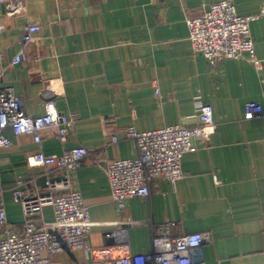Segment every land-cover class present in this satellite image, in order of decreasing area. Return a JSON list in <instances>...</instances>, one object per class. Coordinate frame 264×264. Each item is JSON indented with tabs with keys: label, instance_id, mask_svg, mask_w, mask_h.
Returning a JSON list of instances; mask_svg holds the SVG:
<instances>
[{
	"label": "crops",
	"instance_id": "crops-1",
	"mask_svg": "<svg viewBox=\"0 0 264 264\" xmlns=\"http://www.w3.org/2000/svg\"><path fill=\"white\" fill-rule=\"evenodd\" d=\"M215 1L25 0L20 14L0 9L3 85L21 98L29 115L45 113L52 103L74 117L66 142L52 127L42 130L40 143L32 134L6 130L12 144L0 147V200L7 221L24 232L23 209L12 195L18 180L28 193L45 189L47 169L30 165V153L88 149L70 173L69 187L89 208L88 248L58 253L51 264H89L114 255L111 241L148 252L155 228L168 221L175 223L172 234H208L193 251L192 264H264V112L243 118L248 101L264 111V0H231L241 15L260 14L250 22L260 69L245 58H224L213 66L192 49L186 19ZM31 23L41 29L23 44V27ZM20 51L26 60L12 65ZM200 102L212 106L216 129L183 155L182 177L175 183L156 177L149 196L129 198L119 207L105 167L137 156L127 129L192 126ZM53 219V208L45 206L35 223L43 228ZM108 231L115 233L106 236Z\"/></svg>",
	"mask_w": 264,
	"mask_h": 264
},
{
	"label": "built area",
	"instance_id": "built-area-1",
	"mask_svg": "<svg viewBox=\"0 0 264 264\" xmlns=\"http://www.w3.org/2000/svg\"><path fill=\"white\" fill-rule=\"evenodd\" d=\"M0 9L10 16L20 14L25 10V0H0ZM259 16L237 13L231 0L215 1L201 15L186 19L191 47L213 66L224 58H245L260 69L261 59L256 54L250 32V22ZM40 29L37 23L25 25L22 43L34 41ZM26 58V53L20 51L11 64H18ZM2 76L0 65V147L12 144L5 133L7 129L15 135L32 134L34 141L40 143L42 130L52 127L56 138L66 142L74 117L58 112L52 103L46 104L45 113L41 115L27 114L21 98L11 87L3 85ZM263 112L260 103L248 101L244 105L243 118H257ZM196 119L192 126L174 124L143 131L133 127L127 129L126 135L134 141L137 156L108 161L105 167L111 197L119 207L129 198L149 196L150 182L156 177L172 183L182 177L183 155L195 151L197 141L206 142L216 129L210 104L198 103ZM112 140L117 141V137L113 136ZM87 155L85 146L66 149L59 154H45L40 150L30 153V165L47 169L45 189L39 193H28L23 189V179L12 188L13 199L21 205L25 217L23 233L7 221L0 200V264H51L53 256L58 253L88 248L86 235L93 225L89 208L80 192L69 188L70 173L84 162ZM54 175L60 178L55 180ZM62 190H67V193L60 194ZM45 206L53 208L54 219L45 227L38 228L35 217ZM174 225L173 221L157 225L148 252L135 253L128 242L116 245L111 241L107 243L108 250L114 249V255L89 264H192L193 251L208 241V234H172ZM114 233L108 231L105 235Z\"/></svg>",
	"mask_w": 264,
	"mask_h": 264
}]
</instances>
